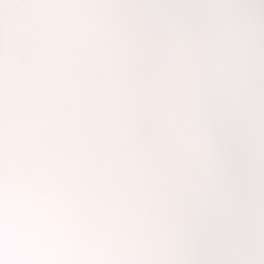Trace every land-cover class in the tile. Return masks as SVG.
Listing matches in <instances>:
<instances>
[{
  "label": "water",
  "instance_id": "obj_1",
  "mask_svg": "<svg viewBox=\"0 0 264 264\" xmlns=\"http://www.w3.org/2000/svg\"><path fill=\"white\" fill-rule=\"evenodd\" d=\"M0 264H264V0H0Z\"/></svg>",
  "mask_w": 264,
  "mask_h": 264
}]
</instances>
